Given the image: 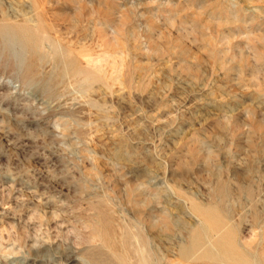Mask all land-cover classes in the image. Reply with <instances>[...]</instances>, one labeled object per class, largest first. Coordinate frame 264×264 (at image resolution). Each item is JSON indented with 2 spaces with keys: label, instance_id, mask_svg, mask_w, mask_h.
Listing matches in <instances>:
<instances>
[{
  "label": "rangeland",
  "instance_id": "374dc122",
  "mask_svg": "<svg viewBox=\"0 0 264 264\" xmlns=\"http://www.w3.org/2000/svg\"><path fill=\"white\" fill-rule=\"evenodd\" d=\"M0 264H264V0H0Z\"/></svg>",
  "mask_w": 264,
  "mask_h": 264
},
{
  "label": "bare ground",
  "instance_id": "6f19581e",
  "mask_svg": "<svg viewBox=\"0 0 264 264\" xmlns=\"http://www.w3.org/2000/svg\"><path fill=\"white\" fill-rule=\"evenodd\" d=\"M223 193H224V192H223ZM207 227H208V226H207ZM190 244H191V243H190ZM185 246L187 247L188 245L186 244ZM188 248H189V247H188ZM185 251H186V250H185ZM188 251H189V249H188ZM187 253H188V252H187ZM187 253H186V254H187ZM140 254H141V253H140ZM144 260H145V259H144ZM145 261H146V260H145Z\"/></svg>",
  "mask_w": 264,
  "mask_h": 264
}]
</instances>
